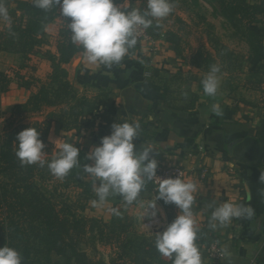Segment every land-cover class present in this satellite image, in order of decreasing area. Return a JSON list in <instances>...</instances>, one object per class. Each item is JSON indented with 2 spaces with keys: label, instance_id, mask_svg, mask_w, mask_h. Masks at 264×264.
Here are the masks:
<instances>
[{
  "label": "crops",
  "instance_id": "1",
  "mask_svg": "<svg viewBox=\"0 0 264 264\" xmlns=\"http://www.w3.org/2000/svg\"><path fill=\"white\" fill-rule=\"evenodd\" d=\"M133 2L114 3L128 12L135 9ZM260 24L264 28V18ZM7 25L8 20L0 17V31ZM59 25L57 18L45 27L48 48L53 53ZM162 32L166 31L161 28ZM240 43L242 51L238 54L245 56L248 46L242 40ZM157 45V50L151 51L149 43L137 38L136 45L122 61L110 68L89 65L83 61L82 52L76 53L65 66L66 79L75 97L96 103V109L92 115L79 116L76 128L67 131L57 129L51 122L46 137L48 148L53 154L59 151L54 145L57 140L56 143H78L89 153L102 137L111 133L113 123L138 122L140 132L133 141L135 150L151 146L156 152L149 158L157 161V167H181L185 181L197 187L192 212L202 264H264V83L259 90L246 88V72L253 65H242L234 69L240 70L236 76L230 73L234 70L219 73L220 87L215 96H208L201 80L209 70L197 68L190 61L192 55L186 56L179 48L181 58L164 40ZM2 58L10 66L21 60L19 54L0 51L1 61ZM30 62L37 77L45 80L49 63L34 56ZM27 94L22 88L4 92L1 105L10 113L12 105L23 101ZM74 104L71 101L44 107L32 116L43 121L48 113L58 114L62 108L68 111ZM213 104L220 106L222 115L213 114ZM100 114L104 118L100 119ZM155 198L139 194L136 203L127 205L116 194L102 206H93L90 200L86 210L87 214L107 218L113 213L111 209H117L132 216L137 233L162 232L168 225L169 210L157 200V214L152 216V209L147 206ZM225 202L250 205L254 215L250 219L233 218L227 226L217 224L213 229L209 226L211 213ZM171 205L174 220L179 209ZM209 239H216L224 252L217 262L204 253L203 245ZM109 256H102L106 263Z\"/></svg>",
  "mask_w": 264,
  "mask_h": 264
},
{
  "label": "trees",
  "instance_id": "2",
  "mask_svg": "<svg viewBox=\"0 0 264 264\" xmlns=\"http://www.w3.org/2000/svg\"><path fill=\"white\" fill-rule=\"evenodd\" d=\"M4 1L8 25L0 31V51L19 54L21 62L9 73L0 70V97L2 93L17 88L24 89L28 94L23 101L12 105L8 118L2 121H9V124L3 126L0 123V247L16 249L22 256V264H172L156 250L155 237L158 232L148 236L137 234L134 219L127 214L111 213L107 218L87 214V203L97 199V196L92 189L93 180L84 172V164L92 163L87 160L86 148L78 143L73 144L80 150V167L70 170L61 180L63 188L73 186L80 190L75 199L57 192V186L48 189L44 185L45 180L54 177L47 163L43 167L39 163L21 165L15 155L16 136L20 131L28 127L38 130L39 138L45 145L43 151L50 154L45 161L50 162L56 156L49 152L46 139L51 122L61 131L76 128L79 116L92 115L97 104L75 97L66 79L65 66L76 53L83 51L71 42L67 27L70 18L61 17L56 6L47 11L34 7L33 0ZM121 1L114 0L116 3ZM171 2L186 4L183 8H188L186 0ZM204 2L210 6L214 16L221 17L233 28L234 33L248 46V52L242 56L222 45L219 51L214 49L217 52L213 55L198 48L191 56V63L202 70L218 65L220 73L225 69L231 71L251 64L253 67L246 72L244 86L246 84V88L259 90L264 83V28L260 24L264 18V0ZM8 3H13L15 7L8 9ZM138 9H146V0H141ZM57 18L60 25L53 53L48 48L45 27ZM147 32L151 38L157 39L161 25L153 19ZM164 35V41L171 44L180 56L177 33L168 30ZM31 56L49 63L50 71L45 80L39 79L35 67L29 64ZM71 101L75 104L70 105L68 111L62 108L58 114L48 113L43 121H24L25 116L38 114L44 107ZM2 116L0 101V118ZM99 117L104 118L103 114ZM157 193L158 189H154L151 180H146L140 194L148 198L151 195L156 197ZM158 201L165 210H169L166 215L168 224L171 223L172 205ZM83 238L85 245L92 249H95L96 243L111 246L113 255L109 261L106 263L101 256L89 257L80 245Z\"/></svg>",
  "mask_w": 264,
  "mask_h": 264
},
{
  "label": "clouds",
  "instance_id": "3",
  "mask_svg": "<svg viewBox=\"0 0 264 264\" xmlns=\"http://www.w3.org/2000/svg\"><path fill=\"white\" fill-rule=\"evenodd\" d=\"M34 7L49 10L59 8V15L70 18L67 22L71 33V42L82 48V59L89 65L111 67L119 64L129 49L137 43L138 28L152 26L153 19L160 21L173 11L171 0H146V9L123 11L114 0H33ZM0 17L8 19V12L0 4ZM221 69L218 65L210 66L201 80L203 91L208 96H215L220 87ZM186 95V93H185ZM213 114L222 115L219 105L213 104ZM138 122H115L111 133L101 138L100 144L87 153L91 164H84V172L94 182L97 200L93 206H102L112 195L122 196L126 204L135 202L144 188L146 180L157 178V161L150 159L154 149L150 146L143 151H136L133 141L139 137ZM37 129L28 127L16 136V157L21 165L37 164L43 167L47 163L50 173L62 180L70 170L80 167V150L72 143H56L59 149L50 161L44 160L45 145L39 138ZM159 179V178H158ZM197 192L195 183L176 178L159 179L158 193L147 208L152 209V216L157 214V200L165 204H174L179 209L175 219L155 237L156 250L172 264H202L200 251L195 243L198 228L193 217L192 206ZM146 208V209H147ZM111 211L119 215L117 209ZM254 215V209L248 205L225 202L211 213L210 227L217 224L227 226L233 218H248ZM0 264H22L21 254L8 246L0 247Z\"/></svg>",
  "mask_w": 264,
  "mask_h": 264
},
{
  "label": "rangeland",
  "instance_id": "4",
  "mask_svg": "<svg viewBox=\"0 0 264 264\" xmlns=\"http://www.w3.org/2000/svg\"><path fill=\"white\" fill-rule=\"evenodd\" d=\"M187 1V9H184L185 6L183 4L177 3L173 4V11L171 14L164 18L163 20L156 21V23L161 25V28L165 31L173 30L178 33L179 38V47L182 52L186 56L193 55L198 48H202L204 50L210 51L212 53H216L220 50L222 45L226 46L228 49L235 51L237 54L242 51L240 38L234 33L232 27H230L224 20H219L216 16L212 14L210 6H208L204 0H186ZM141 0H134V8L138 9ZM5 1L2 3L4 5ZM9 5L11 7H9ZM15 5L13 3H8V9H13ZM203 17V18H202ZM221 18V17H220ZM184 19L186 22H184ZM50 45V44H49ZM216 49L217 51H215ZM21 62V60H20ZM29 60V64H30ZM237 63V62H236ZM14 66H10L6 64V59L2 58L0 60V70L5 72H10L12 69H15L19 64H13ZM240 70H234L230 72L232 75H237ZM264 105V102H263ZM1 109L3 112V116L0 118V123L3 126H7L9 121L2 122L4 119L8 118L9 113L8 109L3 108L1 105ZM37 119L34 116L29 115L24 117V121H36ZM48 149V148H46ZM52 156L53 154L50 149H48ZM46 153V152H45ZM48 151L46 156L43 157L46 160L49 157ZM39 181V180H38ZM41 183V181H39ZM38 182V186L40 187V183ZM44 185L48 189H52V187L57 186V192L65 193L70 196L71 199H75L76 194L80 191L77 188L74 189L73 186L68 188H63L61 186V180L56 177L49 178L44 181ZM132 217V216H130ZM135 223V221H134ZM136 226V225H135ZM136 231V229H135ZM154 232L148 233H137L139 235H152ZM85 238L81 239V247L84 248L87 255L92 258H97L99 256H103L109 254L113 255V250L111 246L104 245L101 243L95 244V249H92L88 244L84 243ZM110 256L108 258H110ZM103 258V257H102ZM109 261V259H108Z\"/></svg>",
  "mask_w": 264,
  "mask_h": 264
},
{
  "label": "built area",
  "instance_id": "5",
  "mask_svg": "<svg viewBox=\"0 0 264 264\" xmlns=\"http://www.w3.org/2000/svg\"><path fill=\"white\" fill-rule=\"evenodd\" d=\"M137 38L140 41L149 43V50L156 51L158 42L164 40L165 35L162 32L160 33L157 39H153L149 36L147 29L138 28ZM156 176L157 178H153L151 180L154 189H158L159 179L176 178L178 176L179 178L185 181L184 170L181 167L174 165L166 167H157ZM203 247L204 253L210 260L217 262L224 257V252L221 248V245L216 239H209L206 243H204Z\"/></svg>",
  "mask_w": 264,
  "mask_h": 264
}]
</instances>
